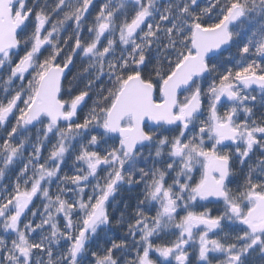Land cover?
<instances>
[{"label":"snow or ice","instance_id":"obj_1","mask_svg":"<svg viewBox=\"0 0 264 264\" xmlns=\"http://www.w3.org/2000/svg\"><path fill=\"white\" fill-rule=\"evenodd\" d=\"M0 264H264V0H0Z\"/></svg>","mask_w":264,"mask_h":264}]
</instances>
